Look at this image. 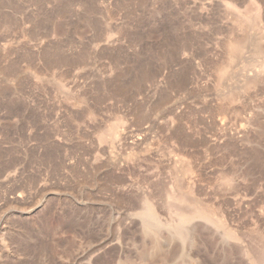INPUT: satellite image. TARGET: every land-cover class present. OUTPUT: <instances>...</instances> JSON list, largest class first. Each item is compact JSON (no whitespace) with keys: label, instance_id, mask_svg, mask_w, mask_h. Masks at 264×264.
Returning <instances> with one entry per match:
<instances>
[{"label":"rangeland","instance_id":"rangeland-1","mask_svg":"<svg viewBox=\"0 0 264 264\" xmlns=\"http://www.w3.org/2000/svg\"><path fill=\"white\" fill-rule=\"evenodd\" d=\"M263 59L264 0H0V264H264Z\"/></svg>","mask_w":264,"mask_h":264},{"label":"bare ground","instance_id":"bare-ground-1","mask_svg":"<svg viewBox=\"0 0 264 264\" xmlns=\"http://www.w3.org/2000/svg\"><path fill=\"white\" fill-rule=\"evenodd\" d=\"M232 42H233V41H232ZM235 43H237V42H235ZM228 45H229V44H228ZM236 46H237V45H235L234 47H236ZM231 47H232V46H231ZM259 48H260V47H259ZM233 49H234V48H233ZM233 49H232V50H233ZM262 49H263V48H262ZM256 50H257V49H256ZM232 52H233V51H232ZM263 60H264V59H263ZM262 62H263V61H262ZM223 67H224V66H223ZM175 197H176V196H175ZM175 197H174V198H175ZM174 198H173V199H174ZM198 209H199V207H198ZM195 211H196V209H195ZM198 215H200V214H198ZM258 263H259V262H258Z\"/></svg>","mask_w":264,"mask_h":264}]
</instances>
